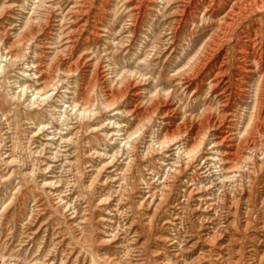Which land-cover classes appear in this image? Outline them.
<instances>
[{"label": "bare ground", "instance_id": "bare-ground-1", "mask_svg": "<svg viewBox=\"0 0 264 264\" xmlns=\"http://www.w3.org/2000/svg\"><path fill=\"white\" fill-rule=\"evenodd\" d=\"M85 5L66 15L70 20L66 30L72 29L66 37L68 56L56 51L50 62L49 40L65 21L57 25V10L47 12L48 22L40 30L48 32L39 38L30 75L43 85L41 91L67 81L72 84L70 94L77 96L74 88L79 87L82 92L77 98L66 96V119L88 113L93 101L89 90L95 91L101 106L98 113L104 116L98 127L117 149L110 156L90 153L101 159L94 174L110 170L113 185L131 180L139 183L133 190L141 194L137 205L146 213L157 212L171 199L177 203L175 212L178 207H192L207 216L211 238L223 229L214 226L213 218L225 205L238 212L241 202L255 194L264 209V0H99L93 12ZM79 46L85 53L71 62ZM146 62L156 69L149 71ZM60 69L61 76L56 74ZM63 147L67 152V146ZM57 155L53 156L59 162ZM104 156H108L106 163ZM259 220L256 241L264 250V218ZM176 222L169 225L176 226ZM163 244L176 259L180 257L183 245L178 237H164ZM179 245L181 250L173 253ZM253 251L257 257L259 252ZM252 264H264V254Z\"/></svg>", "mask_w": 264, "mask_h": 264}, {"label": "rangeland", "instance_id": "rangeland-1", "mask_svg": "<svg viewBox=\"0 0 264 264\" xmlns=\"http://www.w3.org/2000/svg\"><path fill=\"white\" fill-rule=\"evenodd\" d=\"M82 1L0 0V264H252L264 254L256 241L260 226L257 224L259 219L264 218V209L259 207L255 194L253 199L250 196L248 200L241 202L238 212H234L230 204L217 212L218 216L213 218L214 226L223 229L214 238L209 236L206 215H199L192 207H187L186 210L178 207L175 212L173 209L177 203L174 199L166 200L157 212L146 213L145 209L137 205L141 194L133 190L134 186L139 187V183L131 180L123 182L122 186L119 183L114 186L109 177L110 170L95 175L101 159L90 153L107 152L110 156L117 149L99 128L104 116L98 113L101 106L95 97V91L89 90L94 101L88 104L89 114L68 117V122V114L64 111L69 105L67 97L77 98L82 92L79 87L76 85L74 88L75 96L70 94L72 84L67 81L55 83L57 85L52 83L42 91L40 89L43 85L35 83V78L30 74L34 72L32 67L37 59L35 52L39 38L45 37L48 32L47 29L43 32L40 30L48 22L46 15L51 9H55L60 16L58 22L65 21L63 29L58 28L57 36L54 37L56 42L54 39L49 40L50 62L56 51L61 52L62 57L68 56L66 37L69 30H66V24L70 20L66 15L85 4L93 12L99 4V0L90 3ZM75 28L77 27H73L74 30ZM156 29L159 31L160 27L156 26ZM85 50L79 46L73 53L71 62H76ZM89 51L95 57L94 51ZM145 66L149 71L156 69L154 64L147 62ZM61 73L62 69L56 74L61 76ZM34 90L40 91V94L36 95ZM74 140L77 144H74ZM46 143L51 146H46ZM70 143L71 146L67 145ZM63 145L67 146V152ZM78 149L80 150L77 151ZM53 153L59 154V162L55 161ZM49 156L54 161L51 162ZM108 156L102 158L103 163L108 162ZM74 167L81 170L77 171ZM137 171H142V168H137ZM141 187L145 185L142 184ZM247 203L251 206H246ZM247 217L250 218L249 222ZM172 220L177 221L176 226L169 225ZM164 237L180 239L183 250L178 253V259L166 250ZM181 247L179 245L173 253L180 251ZM253 250L259 252L257 257L251 254Z\"/></svg>", "mask_w": 264, "mask_h": 264}]
</instances>
